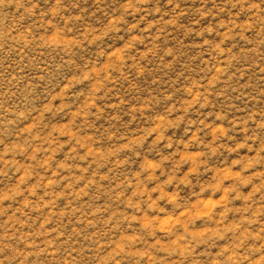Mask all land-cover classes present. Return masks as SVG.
I'll use <instances>...</instances> for the list:
<instances>
[{"label": "rangeland", "instance_id": "374dc122", "mask_svg": "<svg viewBox=\"0 0 264 264\" xmlns=\"http://www.w3.org/2000/svg\"><path fill=\"white\" fill-rule=\"evenodd\" d=\"M0 264H264V0H0Z\"/></svg>", "mask_w": 264, "mask_h": 264}]
</instances>
